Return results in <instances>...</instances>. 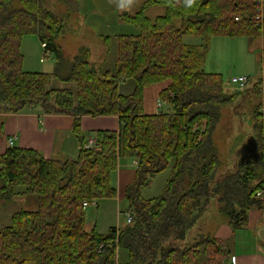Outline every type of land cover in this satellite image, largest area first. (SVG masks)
<instances>
[{"label":"trees","instance_id":"1","mask_svg":"<svg viewBox=\"0 0 264 264\" xmlns=\"http://www.w3.org/2000/svg\"><path fill=\"white\" fill-rule=\"evenodd\" d=\"M157 4L165 11L151 18L147 9ZM257 14L255 0H145L120 15L137 32L102 35L108 52L117 40L111 71L103 67L106 58L91 59L88 47L67 64L58 42L67 30L65 17L47 0H0V113L39 107L72 114L81 144L72 158L45 157L15 143L0 152V199H38L35 209L16 210L0 227V264H233L234 240L207 229L210 204L214 198L234 230L247 226L251 208H264V195L257 193L264 187V117L256 104L241 144L232 148L242 152L225 164L215 131L223 105L245 90L228 89L223 74L206 70L205 63L214 35L264 38ZM28 34L54 55V70L24 67L21 46ZM186 35L197 39L187 42ZM128 78L135 86L122 93L120 83ZM56 80L68 84L56 86ZM163 81V105L146 112V87ZM253 85L262 91L264 75ZM84 114H116L119 129L94 130L95 143L86 147ZM122 157L137 160L125 187L132 220L105 233L88 229L84 201L116 196L113 173ZM171 160L163 191L146 198L143 189Z\"/></svg>","mask_w":264,"mask_h":264},{"label":"rangeland","instance_id":"2","mask_svg":"<svg viewBox=\"0 0 264 264\" xmlns=\"http://www.w3.org/2000/svg\"><path fill=\"white\" fill-rule=\"evenodd\" d=\"M145 0H133L131 7L122 5L127 4V0H47V6L53 8L60 15L65 17L66 33L58 38L59 45L62 47L67 58V64L73 60L74 56L84 47L92 49L91 58L97 62H103L104 44L103 36L100 31L105 32H137L138 28L129 22L119 20L121 12L137 11ZM165 11L164 5H152L147 9L151 18ZM101 26L104 27L101 28ZM197 38L194 35H186L185 41L193 42ZM199 39V38H198ZM263 37L214 35L211 39L205 68L208 71L220 72L223 74L225 84L228 89L245 90L235 100L223 105L222 118L215 131V140L220 147L221 156L227 165H232L236 160L240 150L232 151L234 146H238L242 130L246 128L245 120L253 115V109L258 103H263V92L258 90L254 81L248 88L244 89L240 85L233 83L230 78L241 74H247L251 78H258L264 71L263 60ZM112 48L106 55V61L103 64L105 69L114 71L117 66V40L112 42ZM21 50L24 54L25 68L30 70L52 71L54 70L55 58L53 54L41 57L45 54V48L40 39L34 34H28L23 37ZM102 64V63H101ZM56 86H66L60 80L55 81ZM167 81L158 82L146 87V112H152L159 103V90ZM135 86V80L128 78L121 81L119 90L122 93H130ZM254 87V88H252ZM159 98V99H158ZM0 113V122L2 120ZM247 129V128H246ZM125 163L131 160L124 157ZM226 166L223 168L225 169ZM171 167L168 166L164 171L157 173L150 185L143 189V195L147 198L159 195L169 179ZM116 172L113 173V183L117 188L115 197H106L97 199L98 205H89L86 207L87 221L97 223L99 232H107L111 225L123 226L127 223V209L129 201L125 197V192L121 190L122 185L116 179ZM211 210L207 229L214 228L217 220L222 219V215L216 207V200L213 198L210 206ZM38 205L36 194L16 195L12 199H0V227L10 222L12 214L20 209H35ZM213 207H210V209ZM203 224V223H202ZM89 228V227H88ZM91 229V228H89ZM250 237V238H249ZM244 249L251 250L253 241L251 236L246 237ZM120 255L128 259V251L124 248L120 250Z\"/></svg>","mask_w":264,"mask_h":264},{"label":"crops","instance_id":"3","mask_svg":"<svg viewBox=\"0 0 264 264\" xmlns=\"http://www.w3.org/2000/svg\"><path fill=\"white\" fill-rule=\"evenodd\" d=\"M119 20H123L121 16ZM101 28L104 29L103 26ZM104 33L100 31L99 35H104ZM107 34L115 35L117 32H108ZM104 47L102 50L105 59L108 46L105 45ZM88 48L92 56V49ZM255 80L256 78H251L248 85L240 86L246 89ZM144 97L146 100V92ZM262 102H264V94ZM160 107L157 105L154 111L148 113L158 112ZM144 108L146 109L145 101ZM73 123L74 116L72 114L44 113L39 107L26 108L19 112L3 113L0 122V152H4L10 144L8 138L16 136L15 144L22 147L36 148L45 157H75L81 148V144L72 130ZM81 125L85 135L89 138L93 136L96 129H119L120 119L116 114H84L81 118ZM239 150V153H241L242 149ZM123 158H121L115 172L117 181L119 180L122 185L121 190L125 192L126 185L135 176L137 160L129 158L131 162L125 163ZM173 162L174 160H171L170 167H172ZM86 227H97V223L87 221ZM211 232L217 237L232 238L234 240L233 264H264V208H251L248 213V224L244 228L234 230L226 220L218 219ZM248 236H251L254 244L251 250L244 249L245 241L248 239L246 237ZM119 257L122 262L127 260L125 257L122 258L120 254Z\"/></svg>","mask_w":264,"mask_h":264},{"label":"built area","instance_id":"4","mask_svg":"<svg viewBox=\"0 0 264 264\" xmlns=\"http://www.w3.org/2000/svg\"><path fill=\"white\" fill-rule=\"evenodd\" d=\"M256 3H257V11H258V14L256 16L257 18V22L259 24H262L264 23V0H255ZM43 47H45V43H43ZM50 52L45 48V54L43 57H41V60H44L45 56H49ZM230 80L233 82V83H236L238 85H241V86H245L247 84H249V82L251 81V77L247 74H241V75H237V76H232L230 78ZM162 105L161 102L158 103V106L160 107ZM260 110L261 112L263 113L264 115V102L261 104L260 106ZM15 138L16 136H10L8 138V141L10 144H14L15 143ZM95 143V138L92 136V137H89L85 146L86 147H91L93 146ZM258 195H264V187L262 189H260L258 192ZM89 205H98V202L96 199L94 200H85L84 201V206L85 207H88ZM127 215V222H130L132 220V214L130 211H127L126 213ZM234 260V258H233Z\"/></svg>","mask_w":264,"mask_h":264},{"label":"clouds","instance_id":"5","mask_svg":"<svg viewBox=\"0 0 264 264\" xmlns=\"http://www.w3.org/2000/svg\"><path fill=\"white\" fill-rule=\"evenodd\" d=\"M187 2L189 4H191L193 2V0H187ZM132 3H133V0H127V4L126 5H122L123 6H126V7H131L132 6Z\"/></svg>","mask_w":264,"mask_h":264}]
</instances>
